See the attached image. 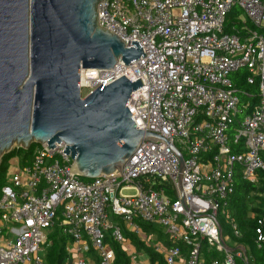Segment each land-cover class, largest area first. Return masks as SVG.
<instances>
[{"label": "built area", "instance_id": "obj_1", "mask_svg": "<svg viewBox=\"0 0 264 264\" xmlns=\"http://www.w3.org/2000/svg\"><path fill=\"white\" fill-rule=\"evenodd\" d=\"M97 22L144 56L83 68L80 88L140 77L127 107L136 129L160 138H142L119 170L90 180L69 173L63 142H36L27 164L13 159L0 193V264H46L55 227L70 238L68 264H114L111 243L129 252L123 226L139 235L136 220L162 229L168 244H151L165 264H248L218 218L239 235L226 203L235 175L252 183L264 169V0H102ZM238 71L256 93L231 78Z\"/></svg>", "mask_w": 264, "mask_h": 264}, {"label": "water", "instance_id": "obj_2", "mask_svg": "<svg viewBox=\"0 0 264 264\" xmlns=\"http://www.w3.org/2000/svg\"><path fill=\"white\" fill-rule=\"evenodd\" d=\"M101 1L0 0V156L14 143L63 142L69 173L90 180L119 170L142 138H160L136 129L127 107L140 77L121 75L81 97V69L144 56L139 42L126 47L98 25Z\"/></svg>", "mask_w": 264, "mask_h": 264}, {"label": "trees", "instance_id": "obj_3", "mask_svg": "<svg viewBox=\"0 0 264 264\" xmlns=\"http://www.w3.org/2000/svg\"><path fill=\"white\" fill-rule=\"evenodd\" d=\"M239 13L237 7L230 13V20ZM231 78L238 81V86L250 92L256 93V86L246 85L245 79L240 77V71L232 73ZM242 99L249 97L240 94ZM252 98V99H251ZM253 102H257L258 98L254 95L250 97ZM37 145L36 142H31L28 148L14 147L5 151L0 156V193L1 187L6 182L7 172L10 163L17 158L21 165L27 164L31 161L33 149ZM88 180V179H83ZM226 203L229 209V214L239 230V235H232V231L223 217L218 218L224 236H230L236 245L243 246L248 258V264H264V243L257 240L256 229L261 226L258 220L264 219V169L257 172V180L255 182H248L244 180L240 174L235 175L234 191L227 197ZM138 228L146 233H156L163 239V231L153 224H148L141 220H136ZM264 230V225L261 226ZM130 243L134 244L136 248L143 251L149 258L150 264H165L163 256L153 250L149 242L140 240L136 234H130L124 231ZM70 238L67 235L61 234L57 227L51 231L48 236V245L44 253V261L46 264H68L67 259L70 254L66 247ZM168 244V242H166ZM114 264H130L129 256L125 250L118 243H113ZM240 263V262H239Z\"/></svg>", "mask_w": 264, "mask_h": 264}, {"label": "rangeland", "instance_id": "obj_4", "mask_svg": "<svg viewBox=\"0 0 264 264\" xmlns=\"http://www.w3.org/2000/svg\"><path fill=\"white\" fill-rule=\"evenodd\" d=\"M95 82H96V81L93 80V83H95ZM80 90H81V97H83V96H85V95L88 94L90 88H89V87H82ZM14 147H20V145L14 143V144L11 146V148H14ZM11 148H10V149H11ZM10 149H9V150H10ZM7 151H8V150H7ZM14 171H15V167H14L13 162H11V163H10V166H9V169H8V172H7L8 177H9V175H11V173H13ZM6 178H7V177H6ZM121 193L124 194V195H126V194L131 195V194H134L135 191H134V190L123 189V190H121ZM130 256H131V258H132L133 256L136 257V259L133 260V262H136L137 264H148V256H147L143 251L135 250V249L132 247V252H131V255H130Z\"/></svg>", "mask_w": 264, "mask_h": 264}, {"label": "crops", "instance_id": "obj_5", "mask_svg": "<svg viewBox=\"0 0 264 264\" xmlns=\"http://www.w3.org/2000/svg\"><path fill=\"white\" fill-rule=\"evenodd\" d=\"M123 226V225H122ZM123 230L124 231H127V232H129L130 234H136V236L140 239V240H143V241H145V242H149L150 244L151 243H160V244H166V242H165V234L163 235V239H161L159 236H157V234L156 233H147L148 235H150V237L148 238V236L146 235V233H144L143 231H141L140 229V234L138 235L136 232H131V231H129L125 226H123ZM162 230V229H161ZM127 237V236H126ZM143 238V239H142ZM144 238H145V240H144ZM113 243H115V242H112L111 243V245L113 244ZM127 248H128V250H129V252L127 251V250H125V252H126V254L129 256V259H130V264H137L136 262H133V260H135L136 259V257L134 256V258H131V252H132V247L135 249V250H138L137 248H136V246L134 245V244H132V243H130V241H129V239H128V237H127ZM68 245V244H67ZM152 245V244H151ZM112 248H113V246H112ZM138 251H140V250H138ZM148 264H150L149 263V258H148Z\"/></svg>", "mask_w": 264, "mask_h": 264}, {"label": "bare ground", "instance_id": "obj_6", "mask_svg": "<svg viewBox=\"0 0 264 264\" xmlns=\"http://www.w3.org/2000/svg\"><path fill=\"white\" fill-rule=\"evenodd\" d=\"M88 81H90V80H87V78H86V76L83 74L82 75V80H81V82H85V83H88Z\"/></svg>", "mask_w": 264, "mask_h": 264}]
</instances>
